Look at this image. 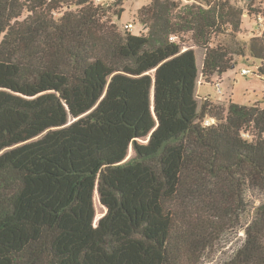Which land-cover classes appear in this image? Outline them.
<instances>
[{
    "label": "trees",
    "instance_id": "obj_1",
    "mask_svg": "<svg viewBox=\"0 0 264 264\" xmlns=\"http://www.w3.org/2000/svg\"><path fill=\"white\" fill-rule=\"evenodd\" d=\"M105 1L0 0V264H200L253 209L225 264H264V202L247 196L264 194V109L196 94L247 52L264 78L261 6L151 0L137 36ZM245 13L247 46L212 45Z\"/></svg>",
    "mask_w": 264,
    "mask_h": 264
},
{
    "label": "rangeland",
    "instance_id": "obj_2",
    "mask_svg": "<svg viewBox=\"0 0 264 264\" xmlns=\"http://www.w3.org/2000/svg\"><path fill=\"white\" fill-rule=\"evenodd\" d=\"M181 1L183 7L191 4H201L205 5L206 3L202 0H179ZM221 1V0H219ZM235 2L237 5H247L250 0H231ZM258 7L262 6L264 9V0H252ZM251 1V2H252ZM115 0H106L104 7H110L109 17L113 21L115 25H117L120 32H124V27L132 23L134 28L131 30L133 34L140 35L143 31V26L140 20L137 17V12L140 8L148 5L151 0H128L125 3L124 14L121 20L113 15V12L116 10L113 3ZM68 9L62 10L64 13ZM72 11H75L72 9ZM264 11V10H262ZM61 13V14H62ZM264 16V12L261 13ZM60 14L56 15L59 17ZM256 17L253 20L246 19L243 16V25H241V29L239 32L235 33L236 36H231V30H224L222 34H217L213 36L212 45L217 46L219 44H228L236 39V42L247 46L248 41L251 40L254 35L258 34L255 27ZM259 27V26H258ZM183 39L182 48L184 51L188 49H193L197 54V63L200 71H202L203 67V59L205 56V50L198 48V46L194 45L192 34L181 35L180 39ZM177 39L176 41H179ZM249 53L247 52V57H237L233 56V60L238 62L236 68L227 72L222 76V88L221 94H218L215 87L213 86V81H206L204 78L199 76L198 87L196 90L197 100L199 106L204 102L206 97H211L214 105L222 106L223 108H227L231 102H235L238 104H243L244 106H251L257 103L260 104V107L264 109V78H261L259 74H257V68L254 59L249 57ZM251 70L255 74H250L249 76H243V69ZM74 119H70V123H72ZM146 142V141H143ZM133 147H131L129 151L128 159L134 157ZM249 198V203L252 206H258L259 203L264 202V194L259 193L257 191H250L247 193ZM97 195V194H96ZM96 208H97V217L96 221L98 222L105 214L106 209L100 206L99 201L95 199ZM254 209L247 213L245 216L240 218V223L235 230L228 231L224 233L220 239L217 241L216 245L213 246L212 249L207 250L205 256L202 258V262L200 264H225L230 261L234 253L237 251L239 247L242 246L243 240L245 238L244 228L247 226L252 216L254 215Z\"/></svg>",
    "mask_w": 264,
    "mask_h": 264
},
{
    "label": "built area",
    "instance_id": "obj_3",
    "mask_svg": "<svg viewBox=\"0 0 264 264\" xmlns=\"http://www.w3.org/2000/svg\"><path fill=\"white\" fill-rule=\"evenodd\" d=\"M97 2L100 3L101 0H97ZM261 9L264 10L262 6H261ZM244 16L247 18L246 13H245ZM259 22H260V24H261L262 29H264V18L262 17V15L259 16ZM124 28H125V29H128V30H132V29L134 28V25H133L132 23H129V24H127ZM176 39H177V38H173L172 40L175 41ZM252 73H253V71H251V70H247V69L244 68V69L242 70V73H241V74H242L243 76L247 77V76H249V75L252 74ZM212 80H214V81H213V86L215 87L217 93H218V94H221V93H222V91H221V88H222V76H216V77L212 78ZM213 123H214V120H212L211 118H207V119H205V121H204V124L207 125V126H208V125H211V124H213Z\"/></svg>",
    "mask_w": 264,
    "mask_h": 264
},
{
    "label": "water",
    "instance_id": "obj_4",
    "mask_svg": "<svg viewBox=\"0 0 264 264\" xmlns=\"http://www.w3.org/2000/svg\"><path fill=\"white\" fill-rule=\"evenodd\" d=\"M97 192H98V194H99V190H98Z\"/></svg>",
    "mask_w": 264,
    "mask_h": 264
},
{
    "label": "crops",
    "instance_id": "obj_5",
    "mask_svg": "<svg viewBox=\"0 0 264 264\" xmlns=\"http://www.w3.org/2000/svg\"><path fill=\"white\" fill-rule=\"evenodd\" d=\"M226 74V73H225Z\"/></svg>",
    "mask_w": 264,
    "mask_h": 264
}]
</instances>
